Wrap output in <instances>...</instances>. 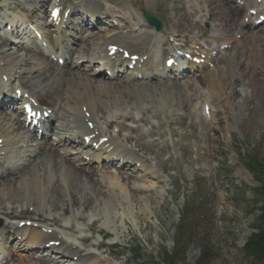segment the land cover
I'll return each mask as SVG.
<instances>
[{
    "label": "bare ground",
    "instance_id": "obj_1",
    "mask_svg": "<svg viewBox=\"0 0 264 264\" xmlns=\"http://www.w3.org/2000/svg\"><path fill=\"white\" fill-rule=\"evenodd\" d=\"M31 1L32 0H24V2H21L19 0L17 4H12L11 2L10 4L19 5L21 3V10L33 16L36 13L35 9L44 10L45 6L51 0H33L34 3H30ZM76 1L77 2L74 4H67L65 11L73 14L77 11L79 6L84 5V0ZM202 1V8L205 14L202 13L204 17L207 16L220 28V31H217L218 35L225 34L228 36V32H231L232 26H235L234 30L244 26L243 23H239V20L242 19L241 15H243L244 18H249L245 10L248 5H251L252 9L257 10L256 14L257 12H263L260 13V15H264V0H262L261 4H257L255 0H239L242 5H231L227 3L226 0ZM4 2L8 1H3V3ZM64 2L67 3L64 0H60L59 5L62 6ZM27 5H29L30 8L27 7ZM5 7L8 8V6ZM87 10L94 16L111 15L112 19H122L125 22L126 27L124 30L126 33L123 34L118 30L119 33H113L110 37H106L110 32H104L101 33V35L93 34L89 32L81 16L72 22H68L70 20L68 19V21H66L63 15L62 18H59V26L65 25V27H70L69 31L77 30L76 33L78 32L80 36H76L77 40L72 43H69L67 39L65 40L66 43H63L59 42V40L63 39L64 33L58 31L59 29H55L53 32L45 30L49 27L48 25H50L47 20L48 15H45V18L33 16V24L38 27V32H42V39L47 41L45 42V48L48 47L50 50L47 56L39 48H33L32 45L28 44L21 45L19 49H16L8 45L10 41H8L5 36H0V62H4L5 67V69H1L0 73L6 76V82L9 85L13 86L14 84L15 86L14 89H12L13 97L10 96L11 99L14 98L16 90H21L27 94L30 100L40 102L41 107L44 106L46 110H51L52 113L51 119L47 121V124H42L40 126V129H44V131L38 138L35 131H29L24 125L23 120L20 121L19 114L12 113L7 108L0 109L1 140L8 138V135H12L13 138H8L6 143L13 146L21 145L20 148L22 145L28 144L31 141L37 142V144H35V152L30 158L23 159L24 161L21 160L20 162L17 161L14 163L12 160L17 158L15 156L16 154L7 157L8 153L4 157L6 158L5 163L8 165L4 166V170L0 169V217L1 219L4 218L13 221L17 218H25L24 216H27L29 212H34L33 214L37 212L39 216L36 215V217H32L29 220L41 224V220L43 219L44 223H51L55 228L57 226L58 229L71 232L72 230H76L75 226L71 225L68 227L66 225L62 227L57 225V223L60 224L61 221H65L66 219L70 222H80L79 218L86 215V217L88 216L87 220L96 217L93 225L100 223V229L105 228L107 231L109 230L117 240H120L122 235L121 228L125 227V223L120 220V216L117 212L122 210V207L125 205L133 211L134 205H137V203L141 201L139 193L143 192V187L136 183L144 182V179H152L154 175L153 173H149L143 179V177H138L130 172L132 164H135L139 168L142 167L143 172L148 171L146 158L141 157L139 153L128 154L126 149L117 152V146L114 145L113 141L115 129L117 132L118 129H127L128 126L125 125L124 122L137 119L135 113H140L141 115L148 113V109L152 107V99H166L168 103L175 101L176 104L177 101H179L186 106L187 104H192L193 98H197V95L202 94L203 89L200 87L203 85L202 82L207 86V91L205 92L210 93L212 98H214L215 95L210 89L214 86L221 87L222 84L217 79L215 81V77L218 76V74H214L217 72L216 69L211 71L210 75H207L203 79L193 77V74L198 72L196 66L199 65L189 66L187 68L188 73L182 74H176L175 68H173V71H169L163 67L161 71H159L158 68L155 67L154 70L150 65L151 61L156 62L157 65H159V62H162V64L165 63L171 59L166 56L172 52V47L171 44H162V40L156 36L153 29L146 26L142 18L137 17V14H131L132 16L128 18H118L116 13L102 10L100 5L96 2H92L90 6L87 7ZM64 13L65 12H63V14ZM81 15L86 16V14ZM258 17L253 19L252 23L258 19ZM90 18H92L91 21L94 19L93 16ZM111 18L109 20H111ZM41 19H43V23H39ZM195 25L196 24H194L193 27H195ZM53 33L55 34L54 37ZM85 34H87L86 38H84ZM250 35L249 33H241V39H229L225 40V42L233 45V48L239 45L243 47L246 41H252L253 38L250 37ZM246 36H249L250 39ZM96 37L97 40H95ZM51 38L54 40H52L50 44L48 42ZM190 43L196 45L193 43V40H191ZM255 43H258V41L252 42L249 48L254 46ZM84 46L88 48L84 50ZM112 46H116L117 50H122V54L116 52L112 57H108V52L110 51L109 47ZM163 46H166L167 49L169 47L168 51L164 50L162 48ZM189 49L190 47L186 48L183 54H190L192 58H197V52L199 54H203L204 52L202 47H199L197 51L193 52H188ZM243 50L245 51L244 57L238 55L235 63L240 67L242 66L243 73H239L241 80L238 86H234L235 88L232 90V96L237 102V107H239V105L241 106L240 110H247L251 107L264 106V98L261 96L262 93L264 94V89L261 94L259 93V95H257L254 86L250 82L251 77L249 76L247 67V65H249L248 59L252 52L248 51L247 47ZM212 51H214V49ZM259 51L261 50L259 49ZM123 52H131L130 54L137 56L139 60L140 57L143 56H146V59L144 61H138L133 71L126 75L124 73L125 71L115 68L116 65L122 62L124 64L130 63V60L124 61L122 59ZM157 52L161 53L160 59L159 57L158 59L154 58ZM210 52L206 53L208 61L212 60V57L209 55ZM52 55L58 59H65V66L60 68L58 64H54L53 60L50 59ZM75 55L76 59L72 62L71 60H73ZM102 60H107V62L105 61L106 69L110 71L106 83L96 80L97 77H103L102 72H88L89 70L83 65L84 62L88 65H92L96 63V61ZM262 63L263 62L260 64ZM64 67L67 70H63ZM177 71L180 72L179 68H177ZM154 72H156V74ZM123 74L125 75L123 76ZM139 74L141 75L140 77L143 78L142 83L135 81L136 76ZM180 79H185L186 82L180 85H178L176 81V83H171L173 82L171 80ZM108 80L114 81V83ZM155 80H160L161 85H157ZM144 82L148 83L143 84ZM1 91L0 89V92ZM10 102L11 106H14L16 103L13 102V100ZM141 103H145L144 106L148 107L146 109L138 108L141 106ZM204 103L208 105L207 101ZM39 110L40 108H38V111ZM84 114H88V117H83ZM111 115L118 116L105 117ZM214 115H216V113H214ZM100 116L102 117L101 119H103L102 122L98 120ZM181 118L185 117L182 116ZM239 119L237 115L236 120ZM138 120L145 121L146 118L141 116ZM53 121H57L58 123L55 128L54 125H52ZM89 124L92 125L91 129L87 127ZM122 131L124 130H121L120 133H122ZM46 133H52L56 136V144L52 145L49 143L45 138ZM215 135L216 133L214 136ZM90 136H92L93 139L86 146L84 144V138ZM142 137L143 134L138 133V139L136 138L133 142L130 141V137L128 136L122 138V140L125 142L127 148L129 147V149L134 152L132 148H139L141 146ZM103 138L108 139L107 144L101 145L103 156L99 154L96 159H93L92 155H94V153L91 152V144L94 142L97 143ZM40 139L44 142L43 144L38 141ZM68 146H82L84 148H90V150L86 152L81 151L78 160L72 163L70 159L67 160L65 158V156L70 153L66 149ZM58 147L65 148L63 150L64 155L61 154ZM114 155L116 156V160H114ZM117 161L121 162V164L118 165L116 163ZM3 165L4 164H2V166ZM116 166L118 168L115 169V172H111V169ZM97 169H101L102 171ZM106 169H108V171ZM108 172L110 174H108ZM98 173L99 175L95 179ZM157 178L154 177L155 181L158 180ZM147 188L151 189L153 186ZM152 190L153 189H151V191ZM148 195H146L147 197H145L146 199H144L143 202L145 204L144 208L150 210L152 207L150 203L152 197ZM17 207L22 209H19L18 214L15 213ZM23 207L28 208L25 210ZM31 207H34V210H31ZM56 215L62 218V220L59 221V219L55 217ZM131 215L132 214H130V216ZM25 220L27 221L28 219ZM104 222H108V225L104 226ZM18 225L19 224L16 223L15 226L13 224L4 226L0 230V233L4 235L3 233L6 231H12L15 235L22 233L20 235L21 238L26 236L25 243L28 244L25 248L26 254H24V257L17 256L16 253L20 250H14L13 248L5 259L6 264L7 262H12V264H104L93 260V252L80 251L79 248L75 246L76 244L74 242H67L64 238L60 237L58 233L45 232L48 231L45 229L46 227L42 228L43 226H38L34 228L31 226L29 228L24 227L18 229ZM93 225L88 226L86 230L92 233ZM78 233L79 232H77V234ZM98 234L102 235L101 230ZM81 238L78 239L79 242L82 240ZM89 241L90 238H84L83 242L85 245H88ZM50 242H59V244L55 246V243L51 245ZM35 245H37V247ZM34 247L43 253L33 251ZM91 247H94L93 249L95 250H99L101 245L97 243ZM48 253H50V255ZM52 253H54V255Z\"/></svg>",
    "mask_w": 264,
    "mask_h": 264
},
{
    "label": "rangeland",
    "instance_id": "obj_2",
    "mask_svg": "<svg viewBox=\"0 0 264 264\" xmlns=\"http://www.w3.org/2000/svg\"><path fill=\"white\" fill-rule=\"evenodd\" d=\"M1 1H8L4 2V5L8 6L9 9L11 8L10 2L17 4L19 0ZM20 1L24 2V0ZM234 1L226 0L227 3L236 5ZM32 2L33 0L30 3ZM69 2L74 3L75 0H68L67 3ZM202 2V0H98V3H101L105 9L115 12L122 18H128L131 14H137V17L142 19L144 14H151L160 18L163 23L160 32L163 31V33L157 37L162 40V44H171V46L173 44L181 45L179 41L183 42L182 45L188 44L189 38H191L189 35H192L195 37L196 44L206 50L210 48L223 49L229 46V44L222 45L225 40H233L234 38L238 40L243 31L251 34L252 41H246L243 47H247L248 51L252 52L250 57L248 56V73L257 95L261 94L264 89V77L257 72L262 70L264 74V26L254 30L243 29L244 26L239 28L240 30H234L235 26H232L233 29L231 28L230 33L225 30L228 32V36L225 34L218 35L216 32L219 28L214 23L207 17L200 19L201 16H204ZM27 7L30 8L29 5ZM48 7L49 5L45 8L47 12ZM249 8L250 6L245 10ZM21 11V7L17 6L8 12L0 9V19L4 15L9 19L16 18L18 14L24 15L26 18L29 16L21 13ZM39 11L41 10L35 9V12ZM34 15L36 17L37 13ZM42 16L37 17L42 18ZM242 17L243 15H241ZM40 22L43 23L42 19ZM241 22L242 19L239 20V23ZM250 22H248L249 25ZM120 24L124 26L125 22ZM194 24H196L195 27H193ZM109 31L116 32L117 30ZM76 36H79L78 32ZM246 37L249 38V36ZM254 39L258 43L249 48L251 43L255 42ZM52 40L54 39H49L48 43L51 44ZM76 40L77 37L73 41ZM243 47L239 45L235 48L228 47L226 50H219L220 53L214 56L215 62L210 64V68L194 74L198 79H203L210 75L214 69L218 70L214 73L215 75L218 74L215 81L216 79L219 80L222 88L214 86L210 89L215 95L214 98L211 97L210 93L205 92L207 86L202 82L203 85L200 86L203 89L202 94L193 98L192 104L185 106L179 101L176 104L175 101L168 103L166 99H152V107L148 109V113L143 115L135 113L137 119L125 121L124 124L128 128L121 129L124 130L122 133L117 128L118 132L116 133L118 136L120 133L119 137L128 136L132 142L136 138L138 139V133L143 134L139 148H132L134 152L129 147L126 150L128 154L139 153L141 157L146 158L148 170L153 172L156 178L158 177L156 181L154 177L146 180L144 177L147 176L145 175L148 173L147 171L137 174L138 176L144 175L143 179L145 180L136 183L143 187V192L139 193L141 201L134 205L133 211L125 205L122 210L117 212L120 220L125 223V227L121 228L120 240H117L109 230L100 229V223H97L92 226L93 236L90 243H100L102 245L101 251L96 252L89 247L81 246L80 242L85 245L84 238L81 236H88L85 226L87 229V225L96 219L95 217L87 220L88 216L86 217V215L79 218L80 222H70L66 219L61 223L64 226L75 225L80 231V235L76 234L79 232L77 230L76 233H61L60 231L64 239L68 238L71 242L74 241L75 246H78L80 250L92 251L95 255L94 259L104 264H167V257L172 256L174 257L172 264L250 263V260L243 254V248L247 239L254 233L255 220L264 203V198L257 195L264 183L263 176L258 173V170L261 171L260 168L264 167V106L240 110L241 106L237 107V102L233 99L232 90L240 83L239 73H243L242 66L235 64L238 55L243 57L245 55ZM83 48L86 50L88 47L84 46ZM162 48L167 50L166 46ZM260 61L263 63L260 64ZM55 63L56 61H54ZM0 65H2L0 71L5 69L4 62H0ZM158 67L160 68V66ZM63 70L67 69L63 68ZM96 80L106 83V79L103 77H97ZM184 82L186 81H181V84ZM147 83L144 82L143 84ZM155 83L161 85L160 80H155ZM261 96L264 98L263 93ZM203 101H207L211 111L216 113V117L212 120L206 119L202 114L201 104ZM36 102L41 105L40 102ZM195 102L198 105L194 110H191ZM144 105L145 103H141L138 108L146 109L148 106ZM140 115L146 120L139 121ZM179 115H183L185 118H181L182 116ZM237 115L239 120H236ZM101 118L100 116L98 120L102 122L103 119ZM7 137L13 138L12 135ZM8 138L4 139L5 142ZM47 140L50 143L53 139ZM38 141L41 144L44 143L41 139ZM118 142L120 148L125 147V143L121 139H118ZM35 144L37 142L31 141L22 145L26 147L25 151L14 153L17 158L12 161L15 163L30 158L35 152ZM7 148L6 146L4 149ZM21 148L19 150H22ZM69 158L75 159L77 156L70 154L66 159L69 160ZM250 158L256 162L258 168L247 167L246 164ZM131 169L132 167H130ZM97 170L102 171L101 169ZM106 170L108 171V169ZM108 174L110 173L108 172ZM98 175L99 173L95 179ZM151 186H153L152 191L147 188ZM146 195L152 197L150 210L144 208L143 200L146 199ZM26 208L28 207H23L25 210ZM33 208L31 207V210H34ZM19 209L20 207H17L16 214L19 213ZM33 213L29 212L27 216H24L25 218L21 217V219L39 216L37 212ZM55 217L59 221L62 220L57 215ZM3 220L4 218H0V228L11 223V221L6 220L4 222ZM17 221L20 220L16 219L12 222L14 226L16 223L19 224ZM29 221L35 223L32 220ZM41 222V224L37 223V226L44 228L46 227L44 224L51 225V223H44L43 219ZM103 224L107 226L108 222ZM57 225L60 224L57 223ZM51 226L45 229H50ZM55 230H57V226ZM100 230L102 235L98 234ZM78 236L82 239L79 243H77ZM102 238L107 239L102 240ZM15 243H17L16 240H14L13 245ZM175 244L177 245L175 246ZM203 257L204 261L201 262Z\"/></svg>",
    "mask_w": 264,
    "mask_h": 264
},
{
    "label": "trees",
    "instance_id": "obj_3",
    "mask_svg": "<svg viewBox=\"0 0 264 264\" xmlns=\"http://www.w3.org/2000/svg\"><path fill=\"white\" fill-rule=\"evenodd\" d=\"M247 162V167L258 168L256 162L252 158H250ZM260 170L261 171L258 170V173H260L264 178V167L262 169L260 168ZM257 195L264 198V183L261 187V191L257 192ZM176 245L177 244H175V246ZM243 254L250 260L249 264H264V203L260 207L259 215L255 220L254 233L251 234L244 245ZM173 259V256L167 257L166 263L172 264ZM203 261L204 257L201 259V262Z\"/></svg>",
    "mask_w": 264,
    "mask_h": 264
},
{
    "label": "water",
    "instance_id": "obj_4",
    "mask_svg": "<svg viewBox=\"0 0 264 264\" xmlns=\"http://www.w3.org/2000/svg\"><path fill=\"white\" fill-rule=\"evenodd\" d=\"M145 18L148 20L150 25H155L156 29H159L160 27L159 23L156 20H154L151 16L147 15L145 16Z\"/></svg>",
    "mask_w": 264,
    "mask_h": 264
},
{
    "label": "snow or ice",
    "instance_id": "obj_5",
    "mask_svg": "<svg viewBox=\"0 0 264 264\" xmlns=\"http://www.w3.org/2000/svg\"><path fill=\"white\" fill-rule=\"evenodd\" d=\"M52 15H53V16H55V15H56V12H55V11H53Z\"/></svg>",
    "mask_w": 264,
    "mask_h": 264
}]
</instances>
